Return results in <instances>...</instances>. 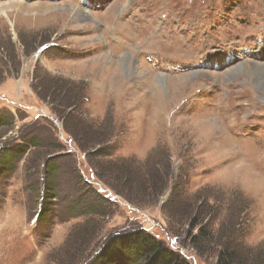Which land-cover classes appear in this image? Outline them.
Returning <instances> with one entry per match:
<instances>
[{"label":"rangeland","instance_id":"374dc122","mask_svg":"<svg viewBox=\"0 0 264 264\" xmlns=\"http://www.w3.org/2000/svg\"><path fill=\"white\" fill-rule=\"evenodd\" d=\"M0 18V149L39 143L0 175V264H92L136 228L190 264L264 255V0H0Z\"/></svg>","mask_w":264,"mask_h":264},{"label":"trees","instance_id":"16d2710c","mask_svg":"<svg viewBox=\"0 0 264 264\" xmlns=\"http://www.w3.org/2000/svg\"><path fill=\"white\" fill-rule=\"evenodd\" d=\"M51 90V89H50ZM54 90V89H53ZM59 92L61 89H57ZM70 99V98H69ZM12 123L11 116L0 113V126L2 124ZM99 141V140H98ZM97 141H94V143ZM39 143L34 137H30L23 142L12 146H3L0 149V175L8 174L14 170V166L19 159L25 154L27 149L37 147ZM96 151V150H95ZM96 153V152H95ZM94 156H101L98 151ZM47 153L44 154V157ZM44 179L42 183V195L40 200V211L37 214L36 222L43 225L48 222L49 198H55V174L58 169L56 158L46 157L44 159ZM104 200V199H103ZM193 227L197 224L194 222ZM205 227V226H204ZM206 228V227H205ZM204 228V229H205ZM201 230L197 236H194L195 244L200 242V237H208L205 230ZM212 239V244L215 240ZM220 243V242H216ZM219 247V246H217ZM251 251L248 255H242L239 250L223 247L217 252V264H264V255L260 253L257 258H250ZM92 264H190L188 260L181 257L168 245L156 238L144 229H133L119 234H115L108 239L102 250L99 252Z\"/></svg>","mask_w":264,"mask_h":264},{"label":"bare ground","instance_id":"6f19581e","mask_svg":"<svg viewBox=\"0 0 264 264\" xmlns=\"http://www.w3.org/2000/svg\"><path fill=\"white\" fill-rule=\"evenodd\" d=\"M20 5V4H19ZM34 6H41V5H34ZM46 6V8H63V9H65L66 11H70L71 13H73V12H75V13H78V14H81V16H83V15H86V14H90V11H89V9L88 8H86V7H84V11L83 10H81L79 7H76V6H69V5H66V4H60V5H53V4H47V5H45ZM20 7L21 8H26V9H30V7H24L22 4L20 5ZM4 12V11H3ZM86 13V14H85ZM3 15H4V17L6 18V19H8L9 21H10V19H9V15L6 13V12H4V13H2ZM20 14V13H19ZM22 17H27L26 15H22ZM88 18V17H87ZM1 19V18H0ZM84 21H86V20H84ZM14 22L12 21V24H13ZM86 26V25H85ZM98 28V27H97ZM103 36V35H102ZM104 48V47H103ZM111 54V53H110ZM118 57V56H117ZM106 58V57H105ZM107 60H111V58L110 57H107L106 58ZM114 59V58H113ZM115 60V59H114ZM118 63L120 64V66H123L125 69H126V67L123 65V63H122V60L121 59H119L118 60ZM127 66H129V65H127ZM128 70H130V69H128ZM233 73V72H232ZM235 73V72H234ZM236 74V73H235ZM144 75V74H143ZM254 76H258L257 77V83H258V86L264 91V62L262 63V64H259L258 63V66H256L255 67V71H254ZM253 78H255V77H253ZM158 80H161V79H158ZM162 81V80H161ZM254 81V80H253ZM254 83V82H253ZM260 90V89H259ZM263 95H264V93H263Z\"/></svg>","mask_w":264,"mask_h":264}]
</instances>
